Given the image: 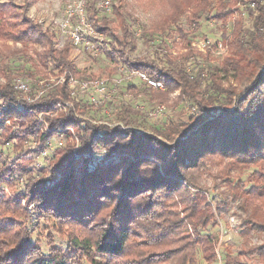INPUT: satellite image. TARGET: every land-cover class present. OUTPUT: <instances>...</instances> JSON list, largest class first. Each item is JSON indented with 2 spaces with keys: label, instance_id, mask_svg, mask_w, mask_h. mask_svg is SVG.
<instances>
[{
  "label": "trees",
  "instance_id": "1",
  "mask_svg": "<svg viewBox=\"0 0 264 264\" xmlns=\"http://www.w3.org/2000/svg\"><path fill=\"white\" fill-rule=\"evenodd\" d=\"M160 1L168 12L145 32L154 41L174 31L181 41L172 45L182 51L175 57L162 46L151 59H132L134 34L122 7L112 5L114 21L98 17L95 0H87L85 9L103 37L100 49L113 67L108 74L119 66L141 71L162 84L158 93L176 92L194 110L185 121L168 120L161 128L147 127L146 115L123 101L111 125L86 117L89 106L72 97L68 85L70 78L85 76L70 59L72 41L57 47L52 31L22 14L24 6L0 4V62L32 55V70L22 74L30 82L25 97L14 89L18 76L1 74L0 244L8 250L0 262L216 264L218 253L221 264H264V0ZM202 18L230 24L220 42L227 53L216 67L192 75L179 62L204 57L180 22L198 28ZM61 76L63 81L50 82ZM65 103L73 110L57 109ZM8 147L14 158L6 157ZM18 178L22 188L10 199L4 189ZM30 205L36 216L88 231L66 241L64 249L44 252L29 234ZM231 210L241 251H225L222 258L218 236L206 231L219 227L216 215L225 220ZM18 214L24 217L22 232L11 234ZM94 227L96 235L89 231Z\"/></svg>",
  "mask_w": 264,
  "mask_h": 264
},
{
  "label": "rangeland",
  "instance_id": "2",
  "mask_svg": "<svg viewBox=\"0 0 264 264\" xmlns=\"http://www.w3.org/2000/svg\"><path fill=\"white\" fill-rule=\"evenodd\" d=\"M79 1L82 0H0V4L9 2L16 8L24 6L25 9L22 14H25L34 20L33 22L35 24L39 23L43 28L52 31L55 35L57 47H61L72 30L71 27H68L67 29L61 27V23L65 19L66 6L68 4H76ZM114 4L122 7L121 9L126 15V21L130 26L131 32L134 34L135 47L134 51L130 54L132 59H151L153 52L158 50V47L162 46L167 47V51H174L175 53L172 52L174 57L182 52L174 49V46L172 45L173 42L178 43L181 41L174 31H171L168 37L159 40L160 42L163 41L162 45L161 43H155V40L150 41L148 33L145 32L162 15L168 12L167 4L160 0H114ZM18 12L21 14L20 10H18ZM102 16H106L111 19V21H114L113 16L110 14L100 12L98 17L101 18ZM180 24L185 28L187 39L192 45H198L204 40H209L210 45L200 51L195 49L203 54V59L194 55L187 61H180L179 63L183 64L192 75H194L198 69H203L207 65L211 68L216 67L219 61H221L226 55L227 50L221 47L217 48L215 45L220 44L223 32L229 31L230 24L223 27L219 22H208L203 20V18L199 21L198 28L186 25L185 19H182ZM245 24L246 26L248 25L247 20H245ZM19 26V29H21L22 25L19 24ZM87 42L93 44L98 50H96V48L92 49V47H87ZM8 46L11 47L13 45L12 43H8ZM211 46L214 47L210 48L211 52L210 54H207V49ZM17 47H19V44H17ZM100 48L101 46H99L97 40L91 38L90 40L74 46V50L70 56L72 63L85 75L84 79H102L107 82L108 87L115 89L114 96L110 100H105L103 96L93 92H89L90 95L87 93L85 96H81V103L89 106L86 112V117L93 118L96 121L106 122L111 125V123L114 122V108L117 103L121 101L130 105L134 110L140 111L146 115L145 119L148 123L147 127L149 128H161V126L168 120L183 122L189 115L194 113V110L188 106L186 101L179 98L178 93L176 92L166 94L162 92L158 93L156 90L154 93L147 94L143 92V86L136 79L128 80L125 77V73L118 70L119 68L115 69L112 74H108V71L113 67L109 59L102 53L103 49ZM31 56L32 55L29 53L27 57L17 56L10 58L6 63L2 64V62H0V84L4 83L1 74L9 73L15 78L17 76L23 78L22 74L31 71L32 68L29 62ZM91 75H94V78H92ZM116 81H119V84H117ZM129 86H134L137 89L136 92L131 91V89L129 90ZM158 107L162 108L160 112L157 111ZM155 114L157 117H155ZM4 152L8 158H14L16 155V153L12 152L10 147L5 149ZM41 160L42 158L40 157L36 158L35 164L41 163ZM208 186H211V183H208ZM21 188L22 179L18 178L15 185L12 183L11 186H7V188L4 189V192L10 197V199H13L15 193L18 192V190H21ZM209 195V198H211L212 191H210ZM33 209V205L25 208L27 212L26 216L30 217L29 222H27V225H29V234L32 240L37 239L44 252H47L50 246H57L64 249L67 244L66 241L77 236L84 237V234L88 231L87 228L82 229L75 223H67L65 221L62 223L63 225H61L57 224L54 219L47 216H36L34 213L35 210ZM178 212L179 216L182 217L183 215L180 213V210H178ZM21 216L22 214H18V219L15 217V220L21 221L18 223L19 226H17L11 234L14 232H22V219L24 217L22 218ZM216 219L219 227L208 229L206 234L218 236L219 243L222 246L219 249L222 258L225 251H229L233 255H236L241 251L242 240L238 234V221L233 217L232 210L226 217H224L225 220L218 219L217 215ZM89 231L96 235L98 229L95 228ZM20 235H22V233ZM254 243H258L256 238L252 239V244ZM7 250V247L5 248L4 245L0 244L1 255H4ZM151 252H153V250L149 251V253ZM2 260L3 259H1L0 264H4ZM81 264H88V261L83 258Z\"/></svg>",
  "mask_w": 264,
  "mask_h": 264
},
{
  "label": "built area",
  "instance_id": "3",
  "mask_svg": "<svg viewBox=\"0 0 264 264\" xmlns=\"http://www.w3.org/2000/svg\"><path fill=\"white\" fill-rule=\"evenodd\" d=\"M87 0H82L77 2L76 4H68L65 9V19L61 23V27L63 29H67L68 27L72 28V30L69 33V37L67 39L71 40L73 43V46L79 45V43H83L87 40H90L91 38L97 40V43L99 46H102L103 37L101 34L97 33L95 30L94 25L89 22L86 18V9H85V2ZM96 7L98 11L104 12L111 15L112 12V5L114 4V0H95ZM155 43H160L159 40H155ZM92 45V46H91ZM210 45L209 40H204L198 45H191L196 50H203L206 47ZM87 47H92V49H95L93 44H89L87 42ZM94 47V48H93ZM223 48L221 44L217 45V48ZM98 50V48H96ZM119 68V69H118ZM117 69L120 71H123L125 73V77L128 80L136 79L142 86L148 88V89H154L157 91H164V87L161 83L153 80L150 78L147 74L141 72V71H135L132 69H128L125 66H119ZM63 81V76L55 79H51L50 82L57 83ZM117 84H119V81H116ZM43 86V82L40 83ZM68 85L71 88L70 95L72 97H81L85 96L89 92H93L95 94H98L100 96H103L105 100H110L114 96L115 89L108 87V84L105 80L102 79H93V80H86V79H76V78H70L68 81ZM46 88L49 86L45 85ZM14 89L16 91V94L25 97L29 92L28 82L22 77H17L14 80ZM45 91L44 89H41V91L38 92V96H41ZM90 95V93H89ZM58 110H62L64 112H70L73 110V106L71 103H65L64 105H57ZM162 110L161 107H158V112ZM155 117L157 115L155 114ZM62 140H58L55 142L56 145L61 146ZM52 147L45 149L41 154L46 155L50 151ZM233 221V220H232ZM221 264V260L219 258V254L217 253V263Z\"/></svg>",
  "mask_w": 264,
  "mask_h": 264
}]
</instances>
